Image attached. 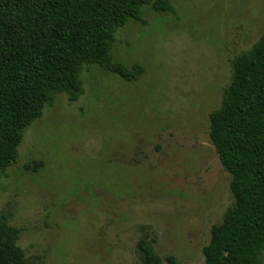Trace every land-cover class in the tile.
<instances>
[{
  "label": "rangeland",
  "instance_id": "1",
  "mask_svg": "<svg viewBox=\"0 0 264 264\" xmlns=\"http://www.w3.org/2000/svg\"><path fill=\"white\" fill-rule=\"evenodd\" d=\"M173 6L144 7L143 23L117 32L112 56L143 67L135 82L86 68L81 98L56 95L25 133L0 215L21 230L29 264H144L142 241L161 264H205L213 227L235 205L209 116L231 60L264 31V0Z\"/></svg>",
  "mask_w": 264,
  "mask_h": 264
},
{
  "label": "trees",
  "instance_id": "2",
  "mask_svg": "<svg viewBox=\"0 0 264 264\" xmlns=\"http://www.w3.org/2000/svg\"><path fill=\"white\" fill-rule=\"evenodd\" d=\"M173 1L0 0V185L19 160L25 133L56 95L75 103L84 94L86 68L126 82L143 74L141 65L114 61L116 34L131 21L143 23L144 7L173 13ZM231 65L221 104L209 116V138L231 175L235 205L213 227L203 254L205 264H264V31ZM35 165L26 169L43 166ZM20 237L1 214L0 264H29ZM139 250L144 264L162 263L147 242Z\"/></svg>",
  "mask_w": 264,
  "mask_h": 264
}]
</instances>
